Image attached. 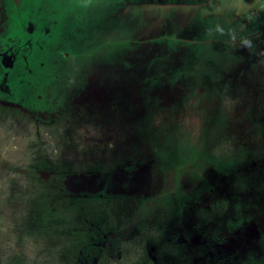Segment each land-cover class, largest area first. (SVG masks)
I'll list each match as a JSON object with an SVG mask.
<instances>
[{"label":"rangeland","instance_id":"rangeland-1","mask_svg":"<svg viewBox=\"0 0 264 264\" xmlns=\"http://www.w3.org/2000/svg\"><path fill=\"white\" fill-rule=\"evenodd\" d=\"M168 48L155 114L119 107ZM181 97L177 129L150 125ZM262 121L264 0H0V264H264ZM142 123L147 165L123 142Z\"/></svg>","mask_w":264,"mask_h":264},{"label":"flooded vegetation","instance_id":"flooded-vegetation-1","mask_svg":"<svg viewBox=\"0 0 264 264\" xmlns=\"http://www.w3.org/2000/svg\"><path fill=\"white\" fill-rule=\"evenodd\" d=\"M163 7H165V5H163ZM244 8H245L244 11L248 10L247 7H244ZM169 17H170V15L169 16H166V18H165L166 24H168V25H170L169 23L172 22V21H169L168 20ZM171 17H174V16L171 15ZM176 18L181 19L180 15L179 16L177 15L176 17H174L173 22H172V24L170 26H172V27L179 26V27H181V30H182L183 26L180 25V20L178 21ZM160 24H161V21L156 26V28L159 27ZM116 28H119V27H116ZM116 28L114 30L115 32H116ZM100 32H101V30L95 33L97 39H102L103 41H105L106 37L109 38V39L113 38V40L111 39L112 41L109 42V43H114L118 39L117 36H116L118 32H116L115 34L110 33L109 31H104V32H101V33ZM117 47H118V49L120 48L119 46H117ZM174 51H177V49L174 50L172 48L170 50L168 48V52L166 53L165 56L163 55V58L160 57V56L158 57V58H161L162 60L165 61V65L163 67H159V66H153V67H151L150 66V67H148L146 69L147 72L150 73L149 78H147V76L146 77H140V78H138V76H134V77H131L130 76L133 72H136L137 73V71H140L141 72L143 70V69H140L139 67H129V68H125V69H129V70L131 69V71L130 72H125V73H127V75L125 77L123 76L125 79L122 82V84H123L124 88H126V90L128 92L130 91L132 93L133 100H131V99L130 100L129 99H124V100L116 99L117 105L119 107L122 106L123 108L124 107H134V106H138L139 105V102H141V106L144 105L147 108V110L145 111L146 114H148L149 116L152 115V114H155L156 110H154V107H152V106L155 105V103L152 101L153 98L156 96L155 93L158 92V91H161L162 89H165L166 86L168 87V85L165 86L164 83L162 84L163 79H169L168 81L172 82V80H175V77L179 75L180 71H182L181 69H176V70H174L170 74V71H171L172 68H170V67L165 68L166 65H168V66L170 65V63H171V61L173 59L171 57V55H172V53ZM113 71H115V70H113ZM143 71H145V70H143ZM100 74H104V73H100ZM59 76H60V73H59ZM65 76H67L66 80L68 79V81L65 82V81L62 80L64 86L65 85H68L69 81L72 80L70 78L71 77L70 75H65ZM113 76L115 78L116 77H119V73H114ZM86 80H87V78H86ZM111 80H113V78H109V79L104 78V79H101L100 85L105 86V84L109 83V81H111ZM89 81L91 82V79H89ZM87 83H88V80L86 81V84L84 82V87L87 85ZM158 83H160V85H158ZM109 85H111V83H109ZM137 85L139 86V88L140 87L142 88L143 85H144V87L142 89L140 88L141 93H138L137 92V90H136ZM152 85H157L161 89H158L157 91H155L154 90L155 87L152 86ZM84 87H82V89L85 92L86 89ZM76 92H78L77 96H79V97L82 96V93H81L82 91H76ZM70 96L71 97H69V99H66V100L63 101L64 102V106L67 105L66 108H69L71 106V104L73 105V99H74L73 97H76V95H74L73 93L70 94ZM42 100H43L42 97L39 100L36 99V100H34V104L38 107V106L42 105V103H43ZM35 101H37V103ZM150 101H152L153 103L150 104ZM168 101H166V103ZM186 101L187 100L185 98L181 97L179 100H175L174 101L175 102L174 105L168 104L167 106H171L172 108H174L173 113H171V112L164 113V115L162 116V118L160 120L154 119L155 121H149L150 122V125H152L154 123H157L158 124V128H159V132H161V126L162 125L167 126V130L170 133H172L173 132V128H175V129L178 128L177 124L175 123V119H179L180 120V115L181 114H180L179 111L184 108V106L186 104ZM157 106H161V104H157ZM188 107H190V106H188ZM148 108H152V109L148 110ZM176 109H178L177 112H176ZM129 113L131 114V112H129ZM176 114L178 116H176ZM128 117L129 116H127V118ZM127 118H125V120H127ZM142 124L144 125V127H139L136 130L137 132H133L132 131L130 134H128V135H132L131 138H130V141L125 140L123 142L127 143V146H128L127 147V150H129L131 148L130 149L131 152H137L136 150H138V154H145L146 153V155L145 156H142L138 161H142V160H144L146 158L145 165H147L148 164V160H151V159L153 160V157H151V155L154 154V150H156L154 148V146L152 144H150V139L148 138L149 133L152 132V130H154L155 128L148 127V125L146 123H142ZM134 129L135 128H133V130ZM141 129H145L146 131H143ZM143 139H145V140H148L149 139V143H147V144L139 143V141L140 140H143ZM135 141H136V143H135ZM158 151H159V149H158ZM173 153L175 155L181 156L182 151L179 150V149L178 150L175 149V151ZM165 163L166 162L164 161V164ZM129 168L130 169H133V170L136 169L134 171H138V167H136V165L128 166V171H130ZM175 180H176V178H175ZM181 181L182 180H179L177 178L176 182L178 184H177L176 188H179L180 184L182 183Z\"/></svg>","mask_w":264,"mask_h":264},{"label":"trees","instance_id":"trees-1","mask_svg":"<svg viewBox=\"0 0 264 264\" xmlns=\"http://www.w3.org/2000/svg\"><path fill=\"white\" fill-rule=\"evenodd\" d=\"M160 1H162V0H160ZM260 1V0H259ZM130 94V93H129ZM262 125L264 126V121H262ZM263 129H264V127H263ZM183 184V183H182ZM184 186H185V184H183ZM197 193V192H196ZM187 196V195H186ZM189 196V195H188ZM195 198V197H194ZM191 200H193V198H191ZM190 200V201H191ZM233 219V218H232ZM11 230V232H10V236H11V239L13 240L14 238H16L15 237V231L17 232V231H19V233H20V235H22V233H23V230H25V229H23L21 226H18V225H15L14 226V229H10ZM23 236V235H22ZM61 236V235H60ZM64 236H66V233H65V231H63V235L61 236V238L64 240ZM187 236H191L190 234H187V235H185L184 237L187 239ZM7 241V240H6ZM20 242H22L23 240L22 239H20L19 240ZM61 241V239L58 241V242H60ZM65 241V240H64ZM53 243V242H52ZM51 243V244H52ZM189 243V242H188ZM191 243V245H195V244H197V243H195L194 241H193V243L192 242H190ZM25 244H27V243H25ZM21 245V243H20V245H21V247H23V248H25V246L26 245ZM54 244V243H53ZM52 244V245H53ZM66 243L64 242V245H65ZM52 247V246H51ZM50 247V248H51ZM73 247V246H72ZM72 252H73V250L72 249H69L68 251H61V249H57V250H52V253H51V257L50 258H48V259H50V260H52V262H53V260H54V262H53V264H55L56 262L55 261H57V258H58V260H59V262L61 261L62 262V264H75V262L73 261V260H71V257H72ZM58 253V254H57ZM60 253L63 255V257L62 256H60ZM57 254V255H56ZM81 254L83 255V256H80V263L79 264H95V262H93L92 260H89L87 257H86V253H84V252H81ZM89 255V254H88ZM60 256V257H59ZM189 257H190V255H189ZM99 260H100V258H98ZM101 264V263H100Z\"/></svg>","mask_w":264,"mask_h":264},{"label":"bare ground","instance_id":"bare-ground-1","mask_svg":"<svg viewBox=\"0 0 264 264\" xmlns=\"http://www.w3.org/2000/svg\"><path fill=\"white\" fill-rule=\"evenodd\" d=\"M208 55V54H207ZM212 57V56H211ZM209 58V57H208ZM216 99H214V101H215Z\"/></svg>","mask_w":264,"mask_h":264}]
</instances>
